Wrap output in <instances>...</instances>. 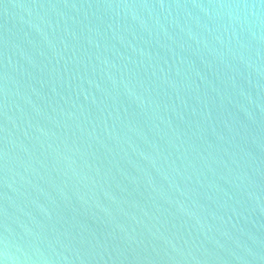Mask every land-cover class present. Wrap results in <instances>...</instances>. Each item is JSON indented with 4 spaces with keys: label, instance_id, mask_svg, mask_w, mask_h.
<instances>
[{
    "label": "water",
    "instance_id": "1",
    "mask_svg": "<svg viewBox=\"0 0 264 264\" xmlns=\"http://www.w3.org/2000/svg\"><path fill=\"white\" fill-rule=\"evenodd\" d=\"M0 264H264V0H0Z\"/></svg>",
    "mask_w": 264,
    "mask_h": 264
}]
</instances>
